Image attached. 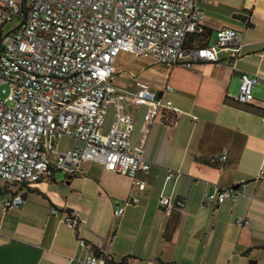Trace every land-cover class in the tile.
Returning <instances> with one entry per match:
<instances>
[{
	"label": "crops",
	"instance_id": "crops-1",
	"mask_svg": "<svg viewBox=\"0 0 264 264\" xmlns=\"http://www.w3.org/2000/svg\"><path fill=\"white\" fill-rule=\"evenodd\" d=\"M200 5L206 19L189 42L214 44L216 31L229 27L239 34L238 54L224 51L217 62L191 69L126 53L116 60L104 128L119 114L133 119L131 144L143 148L151 164L137 176L145 189L96 163L83 164L72 177L55 171L34 184L0 182V199L14 194L24 199L6 211L0 203V264H81L79 237L109 252L112 264H264V0H200ZM15 23H0V37ZM202 31L208 37L200 41ZM241 73L263 80L254 85L249 105L235 102ZM136 83L179 113L134 98ZM61 141L57 152L74 145L69 140L70 147L61 149ZM166 169L181 176L165 182ZM240 184H246V195L235 203L211 200L200 208L215 187ZM160 195L185 205L166 214L159 209ZM127 197L138 202L116 220L113 211ZM52 208L80 223L67 227L50 214ZM240 217L248 224L236 226Z\"/></svg>",
	"mask_w": 264,
	"mask_h": 264
},
{
	"label": "built area",
	"instance_id": "built-area-1",
	"mask_svg": "<svg viewBox=\"0 0 264 264\" xmlns=\"http://www.w3.org/2000/svg\"><path fill=\"white\" fill-rule=\"evenodd\" d=\"M0 23L16 22L0 37V87L9 94L0 98V182L8 187L34 184L58 171L72 177L86 163L128 178L140 191L145 184L139 173L149 170L144 150L131 144L133 119L117 115L104 124L115 88L116 60L121 53L148 58L165 66L191 69L199 63H215L221 52L233 55L241 49L239 34L229 27L215 33L211 45L190 43L201 31L206 14L200 0H0ZM262 78L240 74L235 97L239 105L252 104V90ZM165 91H172L169 86ZM134 98L159 108L178 110L142 83H136ZM195 120V118H193ZM264 123V112L260 115ZM74 145L57 152L59 141ZM220 160H225L222 156ZM179 171L166 169L165 182L177 180ZM246 195V184L215 187L200 204L235 203ZM127 197L113 215L119 220L126 206L137 203ZM2 210L20 207V194L2 195ZM159 209L170 214L185 203L160 195ZM54 217L75 229L80 223L56 208ZM242 227L248 219H235ZM2 224L0 220V234ZM84 253L81 264H112L109 252L94 250L78 238Z\"/></svg>",
	"mask_w": 264,
	"mask_h": 264
},
{
	"label": "rangeland",
	"instance_id": "rangeland-1",
	"mask_svg": "<svg viewBox=\"0 0 264 264\" xmlns=\"http://www.w3.org/2000/svg\"><path fill=\"white\" fill-rule=\"evenodd\" d=\"M9 94V88L7 85H2L0 87V98L1 99H5ZM71 145V142L67 139H63L60 143V148L61 149H65V148H68L70 147Z\"/></svg>",
	"mask_w": 264,
	"mask_h": 264
},
{
	"label": "trees",
	"instance_id": "trees-1",
	"mask_svg": "<svg viewBox=\"0 0 264 264\" xmlns=\"http://www.w3.org/2000/svg\"><path fill=\"white\" fill-rule=\"evenodd\" d=\"M197 37L199 38L200 41H202L208 37V33L202 31Z\"/></svg>",
	"mask_w": 264,
	"mask_h": 264
}]
</instances>
